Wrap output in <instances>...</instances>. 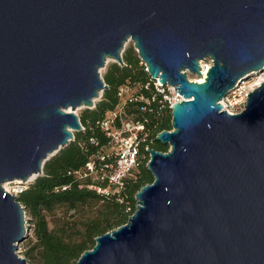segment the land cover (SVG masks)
<instances>
[{
    "label": "water",
    "instance_id": "95a60500",
    "mask_svg": "<svg viewBox=\"0 0 264 264\" xmlns=\"http://www.w3.org/2000/svg\"><path fill=\"white\" fill-rule=\"evenodd\" d=\"M128 38L183 99L155 137L168 150L146 148L136 209L75 264H264V81L239 113L221 103L264 70V0H0V264H30L16 252L29 217L3 183L41 175L83 129L74 110Z\"/></svg>",
    "mask_w": 264,
    "mask_h": 264
},
{
    "label": "trees",
    "instance_id": "16d2710c",
    "mask_svg": "<svg viewBox=\"0 0 264 264\" xmlns=\"http://www.w3.org/2000/svg\"><path fill=\"white\" fill-rule=\"evenodd\" d=\"M124 64L112 63L103 75L108 85L103 96L94 108L84 109L79 119L83 129L75 131L73 140L50 156L43 164L42 174L38 175L27 188L17 194V200L23 206L28 222L40 246L41 254L36 264H75L78 257L95 243V237L112 228L124 224L136 209L135 193L145 184L153 181V175L147 169L148 154L139 157L133 175L127 177L118 192L103 194L88 185L92 184L93 174L85 175V164L94 160L99 166L102 162L97 155L103 152L109 138L101 130L99 121L107 111L118 102L117 89L120 85L130 84L145 97L155 96V100L146 105L142 101L129 103L125 107V116L144 123L149 137L145 141L149 147L167 151L168 146L156 141L155 135L162 129L171 128V114L166 108L158 107V96L153 88V79L145 70L138 55L129 48L123 55ZM94 139L96 143H92ZM107 158L106 161H109ZM98 184L105 185L97 180ZM99 204L103 206L99 223L85 228L83 239L78 243H68L57 238L49 229L47 217H53L59 208L75 212L91 210Z\"/></svg>",
    "mask_w": 264,
    "mask_h": 264
},
{
    "label": "built area",
    "instance_id": "2783aa9c",
    "mask_svg": "<svg viewBox=\"0 0 264 264\" xmlns=\"http://www.w3.org/2000/svg\"><path fill=\"white\" fill-rule=\"evenodd\" d=\"M141 63L146 70V65L143 62ZM200 65L201 68H203L205 64L200 63ZM246 82L247 81L244 79L237 82L235 87L223 98L225 100V107L223 106V108L230 114L242 111L246 103V98L248 97L247 94L258 86L256 84V86L249 91L245 88ZM152 83L156 94L160 96L158 99L159 108H166L171 112L172 104L183 99L175 86L168 84L162 85L157 79L153 80ZM117 96L118 102L115 107L107 111L104 117L99 121L101 130L109 138L107 148L97 155L98 160L102 163L97 166L94 160H89L85 164L86 170L84 176L87 174L94 175L92 184L88 185V187L103 194L118 192L122 188L125 179L134 174L139 157L145 154L142 152V149L148 154V160L150 156L146 149L149 148V145L145 143L149 137V132L146 130L143 122L132 120L125 116V107L129 103L142 101L145 105H141L140 109L145 111L146 105H148L151 100H155L156 97L154 95L150 98L147 96L145 97L143 94L137 92L136 86L130 84L120 85L117 89ZM93 106L95 105L93 104ZM91 142L96 143L94 139H91ZM107 158H110V160L106 161ZM97 180L101 183H105V185L98 184ZM27 185L28 184L25 182H17L11 185L9 190H6L17 195L26 189Z\"/></svg>",
    "mask_w": 264,
    "mask_h": 264
},
{
    "label": "rangeland",
    "instance_id": "374dc122",
    "mask_svg": "<svg viewBox=\"0 0 264 264\" xmlns=\"http://www.w3.org/2000/svg\"><path fill=\"white\" fill-rule=\"evenodd\" d=\"M129 48H132L133 52L137 54L133 41L130 38H128V40H126L123 45L122 55H124V52ZM112 63H116V62L112 58H106L105 66L99 69L100 75L102 77ZM187 75L191 79H195L197 77L196 75L191 74L189 72H187ZM263 79H264V70L258 74L251 75L247 79H244L245 81H247L245 83L246 85L245 88L250 91L252 88L256 86V83L262 82ZM102 96H103V90L99 91L98 96L93 98L95 106L97 102L102 99ZM95 106L92 105L89 108H94ZM84 109H86V107L82 105V106H78L74 111L78 115H80V113ZM73 133H75V131ZM35 177L31 180H26L24 182L28 184L32 182L35 179ZM20 181L23 182L22 180ZM4 184L5 182L3 183V186ZM11 185L13 184H10V186ZM102 211H103V206L101 204H99L97 207L91 210H82L78 212H75L73 210L66 212L64 208H59L55 212V215L53 217H47L48 229L57 238H59L64 242H68L71 244L78 243L83 239V235L86 227L92 225L93 223H99L100 221L99 219ZM16 252L20 257H23L30 264H36L37 260L39 259L41 254V249L36 240V237L33 233L31 226H29L27 237L17 244Z\"/></svg>",
    "mask_w": 264,
    "mask_h": 264
},
{
    "label": "bare ground",
    "instance_id": "6f19581e",
    "mask_svg": "<svg viewBox=\"0 0 264 264\" xmlns=\"http://www.w3.org/2000/svg\"><path fill=\"white\" fill-rule=\"evenodd\" d=\"M204 64H205V63H204ZM208 67H209V64H205V65H203L202 70H204V71L202 72V75L199 76V77H196V78H195V80H196L197 82H202V81H204L205 72H206V70H207ZM260 83H261V82H258V83H256V84L259 85ZM221 103H222L223 106L225 107V100H224V99L221 100ZM69 110H71V109L69 108ZM35 175H36V174L31 175L27 180H31V179H33V178L35 177ZM17 182H21V181H20L19 179H14L13 181L5 182L4 187H5V189L9 190V189H10V184H14V183H17ZM24 247H25V246H24Z\"/></svg>",
    "mask_w": 264,
    "mask_h": 264
}]
</instances>
